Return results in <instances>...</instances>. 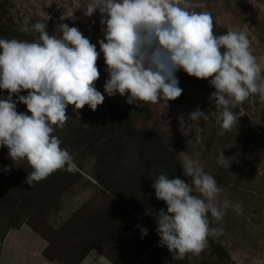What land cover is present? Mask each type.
I'll list each match as a JSON object with an SVG mask.
<instances>
[{"label": "rangeland", "instance_id": "1", "mask_svg": "<svg viewBox=\"0 0 264 264\" xmlns=\"http://www.w3.org/2000/svg\"><path fill=\"white\" fill-rule=\"evenodd\" d=\"M87 2L0 0V27L11 31L10 39L31 41L38 34L19 31L24 19L30 17L31 24L49 16V32L59 23L75 26L96 44L99 52L97 41L103 39L100 13L85 16L82 9ZM180 2L189 11L209 12L216 35L228 30L224 26L245 20L243 8L238 11V7H246V0ZM233 9L236 11L232 12ZM259 35L263 34L256 32L254 38ZM251 50L253 53L254 49ZM257 52L259 58H264L261 48ZM96 63L100 75L94 84L104 94L107 73L102 53ZM177 78L182 93L174 100L158 98L156 103L137 106L126 103L119 94H104L103 103L95 111L88 105L74 111V106L68 105L67 120L63 127L54 126L52 135L61 140L60 146L73 157V171L57 169L43 182L34 181L31 186L24 182L32 171L27 160L12 161L7 147L0 146V247L8 233L18 235L30 228L45 240V255L54 264H77L88 249L111 264H160L144 253L137 226L141 222L159 237L155 215L161 208L166 211L167 205L158 199L141 206L139 202L153 178L161 173L179 172L180 179L190 182L181 168L184 155H188L216 179L217 203L226 202V207L219 220L209 214L210 227L216 231L206 238L199 253L175 258L172 254L164 264H264V100L253 94L235 104L234 111L243 115L231 130L219 135L215 107L209 100L215 88L207 79L200 78L203 83L192 85L185 82L187 78L182 74ZM19 94L26 95L27 90ZM7 95L8 90H0V98ZM16 99L13 94V100ZM197 108L207 115L206 120L192 122L188 118ZM16 110L31 115L18 101ZM75 127L85 131L89 139L78 138ZM91 134L96 136L91 138ZM109 140H116V146L114 152L104 156L109 151ZM218 150L229 157L230 167L217 162ZM5 165L9 167L7 172ZM47 188L53 190L46 192ZM41 192L44 194L39 198ZM35 195L39 201H35ZM119 212L130 220L117 221ZM217 243L221 249L216 247Z\"/></svg>", "mask_w": 264, "mask_h": 264}, {"label": "clouds", "instance_id": "2", "mask_svg": "<svg viewBox=\"0 0 264 264\" xmlns=\"http://www.w3.org/2000/svg\"><path fill=\"white\" fill-rule=\"evenodd\" d=\"M82 10L87 17L100 13L99 52L75 26L59 23L49 32V16L31 24L30 17L24 19L19 31L37 33L34 40L0 37V90H8L0 98V146L7 147L12 161L27 160L32 171L24 182L31 186L57 169L75 170L73 157L52 135L54 126L63 127L67 120L68 105L74 111L84 105L95 111L104 94H119L137 106L158 98L174 100L182 93L176 73L183 70L215 88L209 100L222 135L243 115L232 110L235 104L253 94L264 100V58L253 55L245 31L214 34L207 11H189L180 0H88ZM100 53L107 73L104 94L94 84ZM22 90L27 94L20 95ZM17 101L31 115L18 113ZM188 118L195 122L208 117L197 108ZM228 158L218 150L221 166L230 167ZM181 168L190 182L161 173L151 184L155 197L167 205L155 215L158 246H166L174 258L199 253L216 231L209 214L219 220L226 207V202L217 203L216 179L196 160L184 155ZM140 230L147 235L146 228Z\"/></svg>", "mask_w": 264, "mask_h": 264}, {"label": "crops", "instance_id": "3", "mask_svg": "<svg viewBox=\"0 0 264 264\" xmlns=\"http://www.w3.org/2000/svg\"><path fill=\"white\" fill-rule=\"evenodd\" d=\"M198 5L199 9L200 6ZM246 7H238V11L244 10L245 20L233 26H224L228 30L245 31L252 41L253 55L259 59L257 50L262 49L264 56V0H246ZM249 8V9H248ZM233 9L232 12H235ZM227 31V30H226ZM260 32L263 35L254 38V34ZM47 244L45 240L35 234L30 228H24L16 234H7L0 247V264H54L45 255ZM77 264H111L103 256L95 254L80 259Z\"/></svg>", "mask_w": 264, "mask_h": 264}, {"label": "trees", "instance_id": "4", "mask_svg": "<svg viewBox=\"0 0 264 264\" xmlns=\"http://www.w3.org/2000/svg\"><path fill=\"white\" fill-rule=\"evenodd\" d=\"M0 24H1V22H0ZM10 33H11V31L7 32L6 28H1L0 27V37H3L5 39H10V37H11ZM181 74L185 76V74H187V73H185L183 70H179L176 73V75H178V76H180ZM188 77H190L192 79H195L194 76H189L188 75ZM232 110L234 111V110H236V108H232ZM129 122L131 123V120H126L127 124ZM93 133H94V131H93ZM75 134L78 135L77 137L80 138V139H83V140L84 139H86V140L89 139L85 135L87 133H85V131H83L81 128H77L76 127L75 128ZM95 136H96V134H91V138H94ZM106 145L108 146L109 151L106 152L104 156L109 155V153L110 152L112 153V151L114 152V149H115V146H116V140H114V141L109 140ZM180 175H181V173L175 172V171H173V172L172 171H168L167 172V176L169 178H173L175 176L180 178ZM43 181L44 180H41L40 183L43 182ZM50 190H53V188L52 189L47 188L45 191L48 192ZM42 194H44V192H41L38 195V197L40 198V195H42ZM35 197H36L35 201H39L38 197L36 195H35ZM142 199H143V201L141 203L139 202V206L147 203L151 199H156L157 200V198L155 197V189L150 186V188H148L147 191L143 194ZM158 202H159V200H158ZM138 212H139V210H138ZM116 216L117 217H122V219L124 218L123 215H121V212H119ZM139 223H140L139 227H137L139 229V232H138L139 237L138 238L144 242V245H145L144 246V253L145 254L147 253L148 257L152 261L160 263V264H162V263L164 264L167 261H169L171 259V255L172 254L169 252V250L167 249L166 246H163V247L162 246H158V242H159L160 238L157 235H155V234L153 235V233L151 232L150 228L147 225H145V224H143L141 222H139ZM135 226H136V224H135ZM141 228H146L147 229V235H142L141 230H140ZM216 247L221 249V247H220V245L218 243L216 244Z\"/></svg>", "mask_w": 264, "mask_h": 264}, {"label": "flooded vegetation", "instance_id": "5", "mask_svg": "<svg viewBox=\"0 0 264 264\" xmlns=\"http://www.w3.org/2000/svg\"><path fill=\"white\" fill-rule=\"evenodd\" d=\"M185 77L187 78V81H185V82H187V83H189V84H192V85H197V82H200V83H203L202 82V80H200V78H196V77H194L195 79H192V78H190V77H188V74H185ZM76 128V127H75ZM152 200V199H151ZM151 200H149V201H151ZM153 200H156V199H153ZM142 201V200H141ZM148 201V202H149ZM157 201V200H156ZM121 215H122V213H121ZM116 218V220L118 221L119 219H120V221L121 220H126V221H128V220H130V218L128 217V218H126V217H124L123 219H122V217H115ZM140 240V239H139ZM141 241V240H140ZM95 254H97L96 252H95V250H93V249H88L87 250V252L81 257V259L82 258H84L85 256H88V255H95ZM99 255V254H98Z\"/></svg>", "mask_w": 264, "mask_h": 264}]
</instances>
